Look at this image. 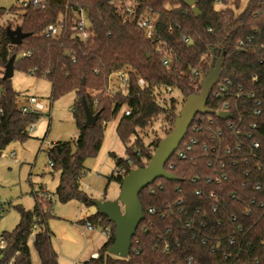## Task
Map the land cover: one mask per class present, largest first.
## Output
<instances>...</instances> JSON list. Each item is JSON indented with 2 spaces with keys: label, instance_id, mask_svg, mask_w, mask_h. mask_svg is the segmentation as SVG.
<instances>
[{
  "label": "trees",
  "instance_id": "obj_1",
  "mask_svg": "<svg viewBox=\"0 0 264 264\" xmlns=\"http://www.w3.org/2000/svg\"><path fill=\"white\" fill-rule=\"evenodd\" d=\"M5 12L0 5V19ZM9 12L14 19L0 22V155L10 143L30 138V126L44 115L22 113L19 93L2 78L14 55V71L50 82L51 100L74 93L76 138L46 151L58 173L52 196L60 202L93 204L80 186L84 162L97 154L106 123L123 109L130 113L122 111L115 131L125 156L109 152L115 169L107 181L120 185L131 169L145 166L173 129L185 97L200 91L211 50L222 58L206 101L210 112L193 118L165 165L175 180L158 178L138 195L143 218L128 256L108 252L114 224L95 211L81 222L107 225L110 234L98 256L81 264H264V0H193L192 6L180 0H39ZM78 12L86 14V39L70 30ZM141 17L152 23L149 38L136 25ZM59 23L58 35H45L48 25ZM7 27L28 36L13 45ZM119 68L127 69V83L110 90L108 77ZM169 89L181 98L167 97ZM83 102L97 114L93 125L85 123ZM218 111L232 116L220 119ZM158 118L161 134L152 130L146 143L140 132L148 135ZM34 196L32 208L18 206V222L0 234V264H32L29 243L39 264H59L47 223L52 198Z\"/></svg>",
  "mask_w": 264,
  "mask_h": 264
},
{
  "label": "rangeland",
  "instance_id": "obj_2",
  "mask_svg": "<svg viewBox=\"0 0 264 264\" xmlns=\"http://www.w3.org/2000/svg\"><path fill=\"white\" fill-rule=\"evenodd\" d=\"M22 1L24 0H0V5L6 11L0 22L6 24L13 20L14 14L9 9L21 6ZM245 2L246 0H242V4ZM219 7L222 4H216V8ZM81 16L86 21L85 12H81ZM10 86L19 93L18 103L23 102L24 97L32 95L45 107L42 111L44 115L29 130L30 138L21 143H10L0 155V204L4 207V210H0V234L10 231L18 222V206L30 209L34 204L35 194H48L52 198L53 214L47 223L52 231L51 241L57 252L58 263L81 264L89 258L91 252L99 249L106 237L99 227L88 230L85 223L81 222L96 211L94 204L84 205L76 200L60 202L52 196L58 183V173L53 172L46 152L51 142L76 138L77 128L71 112L74 93L51 100V84L48 80L18 70L10 78ZM167 94V97L181 98L175 90ZM122 111L106 123L99 151L84 162L85 173L80 186L93 200H112L119 193V184L114 180L108 182L107 176L115 169L114 159L109 152L118 157L125 156L124 146L115 131ZM152 130L161 134V118L146 129L148 135L140 132L146 143L152 138ZM29 247L31 263L39 264L30 243Z\"/></svg>",
  "mask_w": 264,
  "mask_h": 264
},
{
  "label": "water",
  "instance_id": "obj_3",
  "mask_svg": "<svg viewBox=\"0 0 264 264\" xmlns=\"http://www.w3.org/2000/svg\"><path fill=\"white\" fill-rule=\"evenodd\" d=\"M187 6L193 5V0H180ZM195 15L198 11L192 7ZM6 35L10 38L11 44L19 45L21 40L28 36L19 28H6ZM212 60L206 75L200 81V91L185 97L178 115L173 122L171 132L163 137L155 147L150 159L143 167L131 169L121 180L119 193L115 199L93 200L96 211L104 214L107 219L114 224L113 243L108 249L112 255L126 258L131 247V239L135 234L139 222L143 218V210L138 195L140 191L152 184L158 178L175 180L173 174L165 170L168 159L177 150L180 142L187 133L188 127L193 118L198 114L209 113L206 101L214 84L218 81L221 73L222 58L216 56L214 50ZM15 56L12 55L7 61L2 74L3 79L13 76ZM85 112V123L93 125L96 122L97 114H92L86 103L83 102ZM220 119H228L232 115L228 111H218L216 113Z\"/></svg>",
  "mask_w": 264,
  "mask_h": 264
},
{
  "label": "built area",
  "instance_id": "obj_4",
  "mask_svg": "<svg viewBox=\"0 0 264 264\" xmlns=\"http://www.w3.org/2000/svg\"><path fill=\"white\" fill-rule=\"evenodd\" d=\"M39 0H24L21 2V6H25L28 3L36 4ZM136 25L140 28L145 29L146 37H151L152 33V23L147 17H141L136 21ZM86 27V21L82 18L81 12H78L73 24L70 26V30L73 32H77L78 35L82 39H86L88 37V31L85 29ZM61 28H63V24H50L45 29V35L48 37L56 36L60 33ZM163 63H166V60H163ZM193 74L196 75L197 71H193ZM127 83V69L126 68H119L115 72L109 75L108 77V89L112 87V85L115 84L116 86H123ZM139 85H144V80L142 78H138ZM169 92L171 90L169 89ZM25 98V101L23 104L19 105L20 111L22 113H27L29 111H43L44 105L43 103L35 96L28 95ZM258 104L259 101H256ZM259 110H256V113H258ZM130 113L129 109L124 110V114L128 115ZM32 128V125L30 126L29 130ZM254 146H257V143H254ZM186 148H190L189 145L186 144ZM178 149V148H177ZM179 156H184L183 151H178ZM50 166H52V162L49 161ZM150 191H152V188H150ZM48 198H51V196L48 195ZM0 210H4V207L2 204H0ZM150 212H153L152 209H149ZM85 227L88 230H91L95 227L90 221L85 222ZM101 229V233L107 238L110 234V228L107 225L104 226H98ZM3 245V240H0V247ZM98 256L97 253L91 254V258H96Z\"/></svg>",
  "mask_w": 264,
  "mask_h": 264
},
{
  "label": "crops",
  "instance_id": "obj_5",
  "mask_svg": "<svg viewBox=\"0 0 264 264\" xmlns=\"http://www.w3.org/2000/svg\"><path fill=\"white\" fill-rule=\"evenodd\" d=\"M13 74H14V73H13ZM24 101H25V99H24ZM24 101L21 102V103H18V104H19V105H20V104H23ZM43 105H44V104H43ZM44 107H45V106H44ZM43 110H44V109H43ZM53 143H54V142H51V144H53ZM51 144H50V145H51ZM104 199H106V198H103V199H100V200H104ZM105 240H106V239H105ZM104 242H105V241H104ZM104 242H103V243H104ZM103 243H102V244H103ZM101 246H102V245H101ZM101 246H100V247H101ZM100 247H99V248H100ZM97 251H98V250H97ZM97 251H93V252H91L89 258L91 257V254H93V253H97Z\"/></svg>",
  "mask_w": 264,
  "mask_h": 264
}]
</instances>
